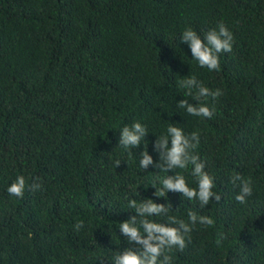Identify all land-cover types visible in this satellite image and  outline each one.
<instances>
[{
    "label": "trees",
    "instance_id": "16d2710c",
    "mask_svg": "<svg viewBox=\"0 0 264 264\" xmlns=\"http://www.w3.org/2000/svg\"><path fill=\"white\" fill-rule=\"evenodd\" d=\"M221 21L234 43L209 71L179 37L192 27L203 38ZM188 75L223 91L211 119L177 108L199 103L178 87ZM134 121L149 131L128 152L120 128ZM168 123L200 133L219 203L154 195L151 184L176 171L195 186L191 166L138 167L145 149L158 161L153 143ZM236 172L253 182L243 205ZM17 175L42 188L10 196ZM128 198L214 218L174 264H264V0H0V264H112L114 251L135 247L118 228L135 214Z\"/></svg>",
    "mask_w": 264,
    "mask_h": 264
},
{
    "label": "clouds",
    "instance_id": "9594fccd",
    "mask_svg": "<svg viewBox=\"0 0 264 264\" xmlns=\"http://www.w3.org/2000/svg\"><path fill=\"white\" fill-rule=\"evenodd\" d=\"M179 40L188 45L191 57L201 68L209 71H219L220 53L232 51L234 36L224 22H218L215 28L206 31L201 38L192 27H185ZM178 87L185 90V97L199 103H190L188 99H180L177 108L191 116L211 119L215 111V102L224 95L220 88L210 89L197 79L195 75H188L179 80ZM149 129L145 124L134 121L131 125L125 124L120 128L118 144L125 151L137 148L145 141ZM147 144V141L145 145ZM200 144V133L185 131L173 123H168L166 132L157 136L153 143V150L158 153V161L145 149L139 155V169L149 166L168 172L169 170H188L191 166L190 176L195 186H190L186 176L175 172L162 178L161 187L155 188L156 197H166L168 192L180 193L190 202H196L203 209L213 200L217 203L221 195L215 191V177L206 171V163L197 152ZM120 160L116 161V166ZM231 184L238 188L235 200L239 204L247 203L253 195V182L250 177L245 178L239 172L230 177ZM42 188L39 177L32 178L29 183L24 175H17L7 186L10 196L23 198L25 191L35 192ZM126 209L134 210L135 214L119 222V231L130 245L122 251H114L110 259L112 264H174L172 253H183L192 243V233L197 225L202 228H214L216 221L210 215L200 214L197 210H188L187 219L174 214L171 203H157L153 199L140 200L128 198ZM74 230L84 227L82 220H77ZM217 245L226 238L225 233L217 232ZM100 264H104L103 257H97Z\"/></svg>",
    "mask_w": 264,
    "mask_h": 264
}]
</instances>
